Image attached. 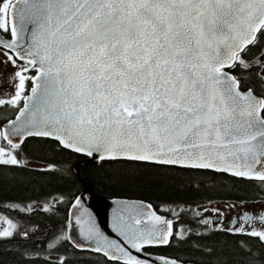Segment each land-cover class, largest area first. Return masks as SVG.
<instances>
[{
	"label": "snow or ice",
	"instance_id": "1",
	"mask_svg": "<svg viewBox=\"0 0 264 264\" xmlns=\"http://www.w3.org/2000/svg\"><path fill=\"white\" fill-rule=\"evenodd\" d=\"M7 65L0 110L14 118L0 124V168L26 169L22 145L48 140L94 163L229 174L264 189V0H0V66ZM40 171L72 168L48 163ZM117 203V239L91 215L82 223L72 214L64 224L80 225L107 264H185L150 249L193 237L194 250L214 256L201 241L217 232L258 239V248L238 241V264H264V211H245L228 227L220 209H204L215 220L195 211L200 231L179 223L184 209H164L168 218L150 204ZM71 207L83 208L82 199ZM42 211L54 214L51 203ZM0 223V240L29 237L10 219ZM50 241L58 251L72 237L53 230ZM44 264L71 262L49 256Z\"/></svg>",
	"mask_w": 264,
	"mask_h": 264
},
{
	"label": "trees",
	"instance_id": "2",
	"mask_svg": "<svg viewBox=\"0 0 264 264\" xmlns=\"http://www.w3.org/2000/svg\"><path fill=\"white\" fill-rule=\"evenodd\" d=\"M11 111V110H10ZM8 110H0V124L14 116ZM23 159L43 164L56 163L71 166L67 175L42 172L44 167L28 165L26 169L14 166L0 168V213L18 225V231L29 229V237L15 236L12 240H0V264H28L36 260L44 264L46 257L55 261L60 256L71 264H107L99 254L76 249L70 241H65L58 251L47 248L53 230L64 228L74 199L89 185L95 192L105 197L132 198L151 203L154 209L170 215L164 209H184L189 215L179 223L188 229L203 231V227L191 218V213L200 211L201 205L215 200L255 201L264 200V189L255 181L232 177L229 174L207 172L189 175L179 168H162L154 165L120 162H90L82 155L59 149L53 141H31L22 145ZM79 169V175L76 172ZM85 183V184H84ZM63 197V203H53L54 198ZM51 203L53 213H45L43 208H34L32 213L21 212L32 204ZM19 206V207H17ZM203 213V211H200ZM205 216L207 214L204 213ZM244 240L254 248L259 247L256 238L217 232L201 241L216 248L214 256H206L194 250L192 244L153 248L151 251L161 256H174L182 261L216 264L217 257L238 264L240 256L238 241ZM223 256H220V253Z\"/></svg>",
	"mask_w": 264,
	"mask_h": 264
},
{
	"label": "water",
	"instance_id": "3",
	"mask_svg": "<svg viewBox=\"0 0 264 264\" xmlns=\"http://www.w3.org/2000/svg\"><path fill=\"white\" fill-rule=\"evenodd\" d=\"M14 118V117H13ZM11 118V119H13ZM3 126H7V121L3 124ZM88 161L92 162L90 159ZM77 169V168H76ZM79 175V173H78ZM85 184V183H84ZM78 196L82 199L83 208L77 209L70 206L69 217L72 214L79 216L81 218L82 223L87 221L89 215H91L92 220L99 225L100 229L106 234L109 235L112 239H117L118 237L112 232V223L114 213L120 208V204L117 202H127L128 204H140L143 203L145 205H152L151 203L140 200V199H132V198H118V197H105L100 193L95 192L89 185L85 184V189L78 194ZM152 208L154 209L153 205ZM147 210V209H146ZM160 215L167 216L168 218H172L169 215H165L157 212ZM74 219V217H73ZM70 237H72V241L78 244L85 245L84 248H76L72 241L70 243L78 250L82 251H91L88 246V241L83 239V230L80 225H75L73 228L68 229V233ZM93 252V251H91ZM154 254V253H153ZM154 257H166L154 254ZM185 264H196L191 262H185Z\"/></svg>",
	"mask_w": 264,
	"mask_h": 264
},
{
	"label": "flooded vegetation",
	"instance_id": "4",
	"mask_svg": "<svg viewBox=\"0 0 264 264\" xmlns=\"http://www.w3.org/2000/svg\"><path fill=\"white\" fill-rule=\"evenodd\" d=\"M12 71H9V70H5L3 68V66H0V89H4V86H5V78L7 77V75L9 73H11ZM5 90L6 91H9L10 90V87L9 85H7L5 87ZM12 115V114H11ZM217 202H225L227 203L225 207H227V210H226V214H223V216L221 217V221H222V224L224 227H228L232 224L233 220L241 215H243V213L245 211H250V210H253V209H259L261 211H264V200H255V201H244L243 204H241V201H225V200H215V201H211L207 204H203L201 205V208L203 207H206L207 209L211 210L212 208L209 207L210 204L212 203H217ZM231 205H236V207H230ZM200 208V209H201ZM231 208V209H230ZM233 210V212L235 213H231ZM203 211V213L207 214V216H212L211 218L213 220L216 219V216L217 214L211 212V211H208V212H204V209L201 210ZM223 213V212H222ZM253 215H256L255 212H253ZM160 247H165V246H160ZM158 248V247H156ZM82 251V250H81ZM151 251V249H150ZM86 252H91V251H86ZM153 253V251H151ZM91 253H94V252H91ZM97 254V253H96ZM154 254H157V253H154ZM159 255V254H158ZM167 257H171V258H176L174 256H167ZM185 262H191V263H196V264H206V263H199V262H192V261H185Z\"/></svg>",
	"mask_w": 264,
	"mask_h": 264
},
{
	"label": "rangeland",
	"instance_id": "5",
	"mask_svg": "<svg viewBox=\"0 0 264 264\" xmlns=\"http://www.w3.org/2000/svg\"><path fill=\"white\" fill-rule=\"evenodd\" d=\"M3 68L5 69V70H9V71H13V69H12V67L10 66V65H7V66H3ZM5 84V86H4V91H6L5 90V87L8 85L7 83H4ZM9 112H8V114L10 115V114H12L13 112L12 111H10V110H8ZM28 165H32V166H38V167H44L43 166V164H41V163H36V162H33V161H30V162H28ZM59 198H54L53 200H52V202L53 203H56V201L58 200ZM226 204L227 203H225V202H217V203H212V204H210L209 205V207H211L212 209H220V211L221 212H223V214H226V210H227V207H225L226 206ZM43 205L44 204H37V203H35V204H32L31 205V207L34 209V208H43ZM203 209H206V207H203V208H201L200 209V211L201 210H203ZM231 209V208H230ZM178 210V209H177ZM231 213H235V212H233V210H232V212ZM0 217H4V218H7V219H9L7 216H5L4 214H1L0 213ZM212 217V216H211ZM0 228H6V224H3V223H0Z\"/></svg>",
	"mask_w": 264,
	"mask_h": 264
}]
</instances>
